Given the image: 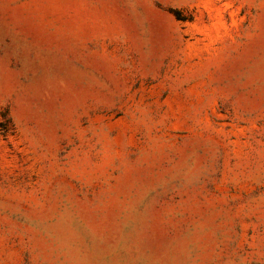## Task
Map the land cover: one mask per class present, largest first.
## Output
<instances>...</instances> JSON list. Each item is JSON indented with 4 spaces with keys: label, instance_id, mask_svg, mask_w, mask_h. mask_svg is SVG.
Here are the masks:
<instances>
[{
    "label": "rangeland",
    "instance_id": "1",
    "mask_svg": "<svg viewBox=\"0 0 264 264\" xmlns=\"http://www.w3.org/2000/svg\"><path fill=\"white\" fill-rule=\"evenodd\" d=\"M0 264H264V0H0Z\"/></svg>",
    "mask_w": 264,
    "mask_h": 264
}]
</instances>
